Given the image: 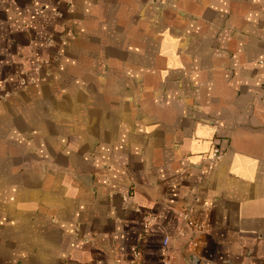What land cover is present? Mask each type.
<instances>
[{
  "label": "crops",
  "instance_id": "0c3cea01",
  "mask_svg": "<svg viewBox=\"0 0 264 264\" xmlns=\"http://www.w3.org/2000/svg\"><path fill=\"white\" fill-rule=\"evenodd\" d=\"M0 264H264V0H0Z\"/></svg>",
  "mask_w": 264,
  "mask_h": 264
},
{
  "label": "built area",
  "instance_id": "2783aa9c",
  "mask_svg": "<svg viewBox=\"0 0 264 264\" xmlns=\"http://www.w3.org/2000/svg\"><path fill=\"white\" fill-rule=\"evenodd\" d=\"M223 154V151L220 147L218 146H214L211 151H209V153L204 157L206 161L209 162H215L217 161ZM184 218L186 219V222L189 226L191 227H196V228H200V226L198 224H196L189 216V214L187 212L184 213ZM148 221H150V219H148ZM164 244L166 243V240H164L163 242Z\"/></svg>",
  "mask_w": 264,
  "mask_h": 264
}]
</instances>
